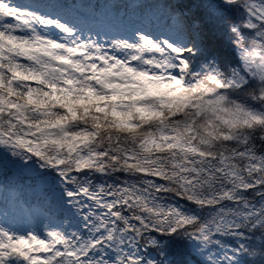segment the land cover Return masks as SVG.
Here are the masks:
<instances>
[{
  "label": "snow or ice",
  "instance_id": "obj_1",
  "mask_svg": "<svg viewBox=\"0 0 264 264\" xmlns=\"http://www.w3.org/2000/svg\"><path fill=\"white\" fill-rule=\"evenodd\" d=\"M0 264H264V0H0Z\"/></svg>",
  "mask_w": 264,
  "mask_h": 264
}]
</instances>
